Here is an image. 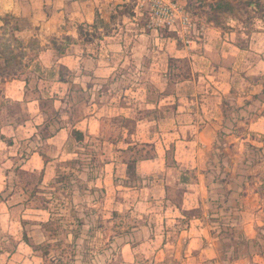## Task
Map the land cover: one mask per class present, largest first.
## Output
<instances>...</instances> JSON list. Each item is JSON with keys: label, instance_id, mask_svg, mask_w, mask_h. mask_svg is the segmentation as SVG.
I'll return each instance as SVG.
<instances>
[{"label": "crops", "instance_id": "crops-1", "mask_svg": "<svg viewBox=\"0 0 264 264\" xmlns=\"http://www.w3.org/2000/svg\"><path fill=\"white\" fill-rule=\"evenodd\" d=\"M183 3L203 31L181 36L152 27L137 11L136 0H0V26L5 16L18 18L40 46L28 73L5 82V97L23 111L15 118L8 113L0 124V264H39L36 245L43 242V225L53 213L30 205L27 193L32 200L51 196L54 191L44 189L53 188L61 174L83 182L73 184L69 194L85 199L83 227L93 229L99 222L100 229L114 230L109 237L100 233L99 243L107 242L98 254L103 261L264 264V238H256L258 249L250 252L232 246L222 251L221 244L228 248L230 241L221 237L210 201L223 193L216 178L226 174L219 165H235L225 176L233 180L227 196L235 194L234 182L241 177L235 172L238 160L215 156L216 134L226 126L222 106H240L252 96L244 94L239 103L238 96L215 90L235 79L218 69L240 67L243 84L247 75L260 74L264 30L247 32L230 13H221L217 22L203 11L204 0L197 1L194 13ZM152 32H163L168 40L174 36L179 45L169 41L162 53L171 57L175 50L187 58L191 76H140L143 43ZM254 101L264 107V98ZM261 108L252 113L259 123L264 121ZM248 121L244 124L251 131ZM258 209L260 235L264 212ZM247 226L248 238H255L252 224ZM85 237L83 254L77 249L80 239L70 237L62 244L69 251L52 253L53 258L77 262L81 257L91 264ZM142 248L150 253H141Z\"/></svg>", "mask_w": 264, "mask_h": 264}, {"label": "rangeland", "instance_id": "rangeland-1", "mask_svg": "<svg viewBox=\"0 0 264 264\" xmlns=\"http://www.w3.org/2000/svg\"><path fill=\"white\" fill-rule=\"evenodd\" d=\"M181 1L187 3L186 6L188 7V10L194 13L195 9L198 7L197 1L202 0ZM211 1L213 0H204L203 11L207 12L209 16H213L217 22L220 21L221 13H230L231 16L237 20L236 23L239 22L241 26L245 28V31L255 32L259 29L264 30V0H220L225 3V6L226 2L230 4V9L224 11H215V9L212 11V4H215L219 0H216L213 3H211ZM20 31H23V33ZM152 34V37H149V40L147 38L146 42L143 43L146 46V49L139 61L140 68L143 71L140 76H155L157 78L165 76L170 80L191 76L187 58L180 57V54L175 50H173L171 57L162 53L169 41L170 43L172 42L171 44L173 47L179 45V43L175 42V38H173L174 36L171 34L173 37L168 40L166 37L167 35L163 32L157 34L152 32ZM33 35H35L33 30H29V28L27 29L26 23L20 21L18 18L11 15L3 18V25L0 26V124H2L8 113L15 118V116L21 115L20 113L23 111L18 104L11 102V99L5 97L7 92L5 93L4 89L6 81L15 77H24L28 73V63L35 57L37 48L40 47L39 40L37 37H33ZM161 36H165L166 38ZM176 40L180 41L179 38H176ZM159 50L161 53L158 52ZM259 55L260 54H257V57ZM250 57L253 61L254 58L252 57L256 56L251 54ZM129 60L130 57L128 58V61ZM150 66H152L154 70L150 69ZM1 67L3 68L1 69ZM228 68L229 69L226 70L218 69V73H224V75H220L226 77L230 75L231 78H229V80H233L232 77H234L233 85L231 82L230 85H218L219 88L216 87L214 89L221 92H228L227 95L232 97L238 96L239 103L243 102L240 97L244 94L247 93L252 96L250 97L251 99H247V101L240 106L234 107L233 105H229L228 102H226L225 106H222L223 110H227L224 112L227 118H224L222 123L226 126H223L224 129H220L221 131L216 134L215 144L218 147L215 151V156L219 158V160L224 157L233 159L234 161H232V163H235V161L238 160L235 172L239 173L241 177L236 178V182H234L236 186L235 194L227 196V191L232 190L233 180H226L225 178L230 174L228 168L235 167V165L231 164L227 167H225V164L219 165V168L221 167V174H226V177L223 176L224 178H220L219 176L216 178L219 179L217 185L223 188V193L220 196L214 195V199L210 201H212L215 213L217 214L214 218L218 219L219 227L221 228L220 235L223 239L230 241L228 248L224 245L226 242L221 244L222 251H226L232 246L233 250L241 251L243 249L250 252L253 251V248L251 247H254L255 244L258 243L256 238H264V226L261 231L262 234L260 233L259 235L258 232V224L262 214V212H259L258 206L260 209L262 208V211L264 212V121L259 123L257 118L252 116V113L257 115V110L261 108L258 106V101H254V99L256 96L259 100L264 98V68L258 75H247L246 84L240 83V79L238 78L239 75H243V69L240 67H235L234 69L230 67ZM256 83L258 85H256ZM259 83L263 85L261 91H258L261 89ZM156 88L157 90L154 92V96L158 99L160 88ZM240 108L242 111H239ZM261 110L263 113L264 107H262ZM243 111H245V115L242 116ZM245 120H249L246 123H251V131L248 130V126L244 124ZM253 122H257L256 125ZM260 126L262 130L258 129ZM227 132L230 133L228 134ZM247 133L249 135H247ZM235 136H240V138L235 140ZM245 137L247 139H244ZM223 144H225V147ZM217 170L220 169L217 168ZM217 170H215V172H217ZM66 171L67 169L65 167L63 172ZM61 175L57 177L58 181L53 184V188L46 189L48 188L46 187L44 189L46 192L54 191L51 196L49 193L45 195L40 194L32 200L29 197L30 192L28 191L27 193L30 205L46 206L51 213H53L50 215V221L43 225L46 230L43 242L36 245L39 250L37 252L39 256V264H83V258L81 257L77 258V262H68L64 259H58L56 261L55 257L53 258L54 255H52V253H59L61 251L62 254H66L69 251V248L62 246L63 242L64 244H67L64 239L74 237L78 240L80 239V241H77L79 244V248L77 249H79V255L81 253L83 254L82 250L85 247L83 238L85 235L87 236L85 237L87 238V242H89L87 247L91 250L90 254L94 259L91 264H118V262L110 260L103 261L102 258L104 256H100V258L98 256L100 249L107 244V242L104 244H102L103 242L101 244L99 243L101 238L100 233L103 234L102 238L105 236L109 237L110 233L112 231L114 232V230L107 228L104 230L100 229L99 226L101 225L99 222H96L93 225V229L83 227L82 220L85 216L83 210L85 199L82 196H77L73 199L69 195L71 194L70 189L73 184H77L78 186L83 184V182L79 179L78 183L74 174ZM19 178L20 176H18V179ZM36 178V175H34L32 179L33 184L36 182ZM71 180H73V182ZM33 184L30 188L33 187ZM77 186L75 188H77ZM221 188H219V190ZM239 188L240 190L238 191ZM46 196H50V198L46 199ZM224 197L228 198L227 202ZM49 200L52 201L51 204H46L49 203ZM10 202H12V199ZM11 206H15V204ZM79 206H81V209H77ZM15 213L18 212L15 211ZM93 213L91 218H95L94 216L98 212L96 214ZM97 215H99V213ZM250 223L252 224L251 229H255V231L252 230L253 233L255 232V238L253 239L248 238L249 233H252L247 226V224ZM233 226H235V229ZM256 249H258V247H254V250ZM141 250H145V252L141 253H150L147 248H142ZM152 262L149 263L148 260L138 258L133 264H156L158 261Z\"/></svg>", "mask_w": 264, "mask_h": 264}, {"label": "built area", "instance_id": "built-area-1", "mask_svg": "<svg viewBox=\"0 0 264 264\" xmlns=\"http://www.w3.org/2000/svg\"><path fill=\"white\" fill-rule=\"evenodd\" d=\"M136 9L147 17L150 26L181 36H189L195 29L197 32L204 29L203 25L196 23L181 0H136Z\"/></svg>", "mask_w": 264, "mask_h": 264}, {"label": "trees", "instance_id": "trees-1", "mask_svg": "<svg viewBox=\"0 0 264 264\" xmlns=\"http://www.w3.org/2000/svg\"><path fill=\"white\" fill-rule=\"evenodd\" d=\"M223 1V0H222ZM230 4H228L226 2V6H225V3L221 2L220 0L217 1L214 5H212V11L215 9V11H224V10H227V9H230L229 6ZM4 18V17H3ZM3 67H1L2 69Z\"/></svg>", "mask_w": 264, "mask_h": 264}]
</instances>
